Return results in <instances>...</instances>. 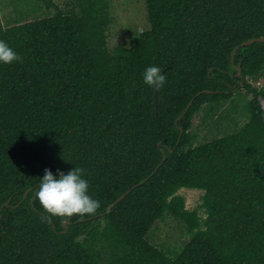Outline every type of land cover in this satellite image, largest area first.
Segmentation results:
<instances>
[{"label": "trees", "instance_id": "1", "mask_svg": "<svg viewBox=\"0 0 264 264\" xmlns=\"http://www.w3.org/2000/svg\"><path fill=\"white\" fill-rule=\"evenodd\" d=\"M39 1L51 16L0 17V39L22 57L0 64V264H264V89L253 87L264 42L231 61L264 37V0H144L149 29L112 50L100 0ZM148 65L165 74L156 109ZM241 86L247 121L195 144L192 117ZM76 166L100 207L51 215L35 197L44 170ZM183 188L203 191V218ZM165 212L189 235L173 255L148 240ZM97 218L105 226L88 244L80 237Z\"/></svg>", "mask_w": 264, "mask_h": 264}, {"label": "rangeland", "instance_id": "2", "mask_svg": "<svg viewBox=\"0 0 264 264\" xmlns=\"http://www.w3.org/2000/svg\"><path fill=\"white\" fill-rule=\"evenodd\" d=\"M52 1L61 9H66L75 2V0ZM100 1L106 5L108 20L105 34L109 50L118 44L130 46L135 36L149 29L144 0ZM54 10V8H47L39 0H0V17L4 26L48 17ZM253 87L264 89V78ZM232 93L233 96L220 101L219 106L209 103L202 105L198 113L192 117L190 131L195 144L232 133L247 121L249 111L246 110V103L252 99V95L242 86L233 90ZM261 107L264 109V100H261ZM177 194L184 198L186 209L196 210L202 218L204 217L203 209L200 208L202 190L183 188ZM104 226V220L97 218L85 229L80 239L91 244L92 233L102 231ZM188 239L189 235L183 223L168 212H165L163 217L154 224L148 235V240L152 244L170 255L178 252Z\"/></svg>", "mask_w": 264, "mask_h": 264}, {"label": "clouds", "instance_id": "3", "mask_svg": "<svg viewBox=\"0 0 264 264\" xmlns=\"http://www.w3.org/2000/svg\"><path fill=\"white\" fill-rule=\"evenodd\" d=\"M22 61V57L3 39H0V64ZM143 82L149 87H162L165 74L156 65H148L143 73ZM85 169L76 166L63 172L53 173L46 168L35 192L43 208L54 216L92 215L100 202L89 193V182L84 176Z\"/></svg>", "mask_w": 264, "mask_h": 264}, {"label": "water", "instance_id": "4", "mask_svg": "<svg viewBox=\"0 0 264 264\" xmlns=\"http://www.w3.org/2000/svg\"><path fill=\"white\" fill-rule=\"evenodd\" d=\"M255 42H259V43H263L264 42V37H260V38H253V39H249L247 41H245L244 43L240 44L239 46L235 47V49L232 51L231 53V61H233V57H234V53L236 51V49H238L240 46H248V45H252ZM159 87H155L154 90V102H155V109H156V104H157V91H158ZM206 93H209L210 91H205ZM201 94V93H199ZM191 106V101L188 103V105L185 107L184 111L182 112V114L176 119V122L179 121L182 117H184V115L186 114V112L188 111L189 107ZM180 131V135L182 134V129L179 128ZM165 161V154H162V160L161 162L157 165V167L154 169L153 173L151 175H153L158 168L162 165V163ZM150 177L145 178L143 181H141L139 184L132 186L130 189H128L126 192H124L114 203H112L106 210L105 214L110 212V209L118 202L122 201L132 190H134L135 188H137L138 186L142 185L143 183H145ZM8 203V202H7ZM6 203V204H7ZM104 214L98 215L96 217H101ZM95 217V218H96ZM66 223H64L65 226Z\"/></svg>", "mask_w": 264, "mask_h": 264}]
</instances>
